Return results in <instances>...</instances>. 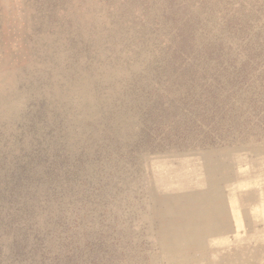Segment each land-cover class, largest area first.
I'll return each mask as SVG.
<instances>
[{"label": "rangeland", "instance_id": "1", "mask_svg": "<svg viewBox=\"0 0 264 264\" xmlns=\"http://www.w3.org/2000/svg\"><path fill=\"white\" fill-rule=\"evenodd\" d=\"M111 3L0 0V150L46 155L83 196L100 257L79 264H264V119L146 128L161 87Z\"/></svg>", "mask_w": 264, "mask_h": 264}, {"label": "trees", "instance_id": "2", "mask_svg": "<svg viewBox=\"0 0 264 264\" xmlns=\"http://www.w3.org/2000/svg\"><path fill=\"white\" fill-rule=\"evenodd\" d=\"M109 1L104 23L126 30L129 53L145 57L161 87L149 93L146 128L172 115L205 130L264 119V0ZM26 154L0 150V264L99 258L83 196L68 201L50 158Z\"/></svg>", "mask_w": 264, "mask_h": 264}, {"label": "crops", "instance_id": "3", "mask_svg": "<svg viewBox=\"0 0 264 264\" xmlns=\"http://www.w3.org/2000/svg\"><path fill=\"white\" fill-rule=\"evenodd\" d=\"M242 210V209H241ZM236 211V210H235ZM235 216H236V218H237V212H235ZM237 223V222H236Z\"/></svg>", "mask_w": 264, "mask_h": 264}]
</instances>
